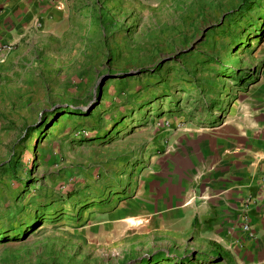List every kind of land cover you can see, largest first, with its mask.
<instances>
[{
    "label": "rangeland",
    "instance_id": "1",
    "mask_svg": "<svg viewBox=\"0 0 264 264\" xmlns=\"http://www.w3.org/2000/svg\"><path fill=\"white\" fill-rule=\"evenodd\" d=\"M67 13L40 49L0 61V264H205L162 212L130 219L147 190L195 174L203 129L263 96L264 0Z\"/></svg>",
    "mask_w": 264,
    "mask_h": 264
},
{
    "label": "crops",
    "instance_id": "2",
    "mask_svg": "<svg viewBox=\"0 0 264 264\" xmlns=\"http://www.w3.org/2000/svg\"><path fill=\"white\" fill-rule=\"evenodd\" d=\"M73 5L74 0H0V44L16 45L9 62L40 49L48 36L43 34L57 32ZM239 108L241 116L233 123L200 132L190 168L195 174L167 178L162 197L151 188L146 202L133 209L136 219L162 212L163 225L176 224L179 237L201 246L197 250L208 256L201 260L205 264H264V90L263 96L243 98ZM249 196L252 235L243 218Z\"/></svg>",
    "mask_w": 264,
    "mask_h": 264
},
{
    "label": "built area",
    "instance_id": "3",
    "mask_svg": "<svg viewBox=\"0 0 264 264\" xmlns=\"http://www.w3.org/2000/svg\"><path fill=\"white\" fill-rule=\"evenodd\" d=\"M15 44L12 42H5L0 44V61L5 62L8 59V56L12 54L15 50ZM252 201V198L249 196L245 200V207L243 212V218H244V227L247 232H249L252 235V228L249 223V214L247 212L248 205Z\"/></svg>",
    "mask_w": 264,
    "mask_h": 264
},
{
    "label": "trees",
    "instance_id": "4",
    "mask_svg": "<svg viewBox=\"0 0 264 264\" xmlns=\"http://www.w3.org/2000/svg\"><path fill=\"white\" fill-rule=\"evenodd\" d=\"M254 3V1H252ZM165 258L164 254L158 255L154 260L150 261L149 258L143 259V263L145 264H157L158 262L161 261V259Z\"/></svg>",
    "mask_w": 264,
    "mask_h": 264
},
{
    "label": "bare ground",
    "instance_id": "5",
    "mask_svg": "<svg viewBox=\"0 0 264 264\" xmlns=\"http://www.w3.org/2000/svg\"><path fill=\"white\" fill-rule=\"evenodd\" d=\"M141 223V220L140 219H130V225L133 224V225H137V224H140Z\"/></svg>",
    "mask_w": 264,
    "mask_h": 264
}]
</instances>
